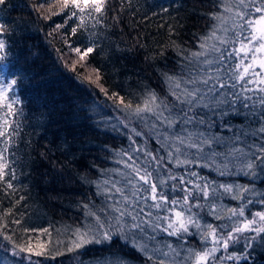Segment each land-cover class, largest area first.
Segmentation results:
<instances>
[{
    "label": "trees",
    "instance_id": "1",
    "mask_svg": "<svg viewBox=\"0 0 264 264\" xmlns=\"http://www.w3.org/2000/svg\"><path fill=\"white\" fill-rule=\"evenodd\" d=\"M223 3L107 0L99 15L100 23L94 19L96 13L89 15L90 9L81 13L71 4L64 7L62 0H5L0 5V24L5 26L0 34L5 43V52L0 54L5 60L0 68L5 71L0 75L9 82L17 80L15 91L9 95L18 98L15 117H7L16 131L6 154L8 168L0 181V264H192L195 253L213 247L211 239L203 235L209 225L226 236L264 210V165L256 162L251 171L244 167L251 156L248 149L264 143V134L259 131L264 127V107L258 99L247 101L250 108L242 107V100L230 107L232 93L241 92L240 85L217 90L227 103L216 106L213 101L210 107L197 108L195 127L176 124V134L191 129L220 138L212 148L217 153L214 159L208 156L207 148L204 153L182 149L192 163L179 167L174 166L175 161L168 163L167 149L158 135L159 125L157 129L152 127L158 124L155 117L140 118L125 108L131 104L134 109L148 93L155 92L170 107L175 105L174 112L180 111L182 105L169 94L167 77L187 78L198 70L188 57L200 51L201 40L219 23L213 16L229 15L223 13ZM77 47L81 52L87 47L94 51L81 61L73 51ZM217 47L225 51L226 62L213 68L220 67L225 82L231 85L229 73L237 61L235 56L228 58L227 52L233 43L230 40ZM218 55L210 53L209 58ZM93 70H99L97 83L85 79L89 71L95 74ZM247 87L255 89L258 85ZM112 93L123 97L124 104ZM247 95L258 98L264 94L253 91ZM4 109L0 107V112ZM201 119L203 124L198 122ZM3 146L0 140V148ZM232 148L244 151L227 155ZM145 149L163 157L159 167L151 164V170L158 185L166 180L158 192L169 200L162 209H156L149 199L146 211L160 218L154 222L167 227V220L162 218L170 215L172 200L179 202L176 210L189 207L183 204L184 188L188 187L192 193L190 204L200 205L191 209L200 228L189 225L187 233L178 235L148 228L147 232L132 235L113 227L110 240H104L101 232L102 242L75 247V230L95 225V220L85 215V205L102 220H110L104 212L108 199L97 185L103 186L107 180L127 186L125 174H130V169L125 164L132 163L128 157L147 167ZM191 172L197 176L188 175ZM169 173L200 185L207 183L210 198L205 200L192 183L183 185L168 179ZM9 182L12 188L7 187ZM221 185L231 186L234 191L226 193ZM241 207L243 217L227 211L239 212ZM16 220L20 223H13ZM134 240L146 245L147 251L134 247ZM29 242L33 253L38 244H44L42 254L19 250L27 249ZM227 250L246 255L232 264H264V233L253 241L246 237L230 242ZM224 252L222 246H217L211 259L220 258Z\"/></svg>",
    "mask_w": 264,
    "mask_h": 264
},
{
    "label": "snow or ice",
    "instance_id": "2",
    "mask_svg": "<svg viewBox=\"0 0 264 264\" xmlns=\"http://www.w3.org/2000/svg\"><path fill=\"white\" fill-rule=\"evenodd\" d=\"M106 2L107 0H62L64 7H68L71 4L72 7L78 9L81 13H84L85 9H90L89 15H91V12L96 13L97 16L94 17L96 23L101 22L99 15L104 12ZM4 3L5 0H0V5ZM42 6L40 5V7ZM222 11L229 15L217 14L213 16V19L219 23L213 26L212 31L201 40L198 45L200 51L193 52L188 57L189 62L194 64L198 70L190 74L187 78L177 79L173 76L167 77L169 94L174 98L176 103L182 105L179 112H174L175 105L170 107L155 92L148 93L143 103L137 105L134 109L131 104L125 105V108L133 112L137 117L144 118V115L155 117L158 124L153 123L152 127L157 129L159 125L158 135L161 137L167 149L168 163L175 161L174 166L176 167L192 163L187 158V153L182 151V149H195L198 153H204L205 148H207L209 149V157L214 159L217 155V153L212 151V148L214 144L220 143L219 137L206 135L203 132H194L191 129H186L184 134H176L173 132V129L178 122H182L186 126L192 125L195 127V123L197 122V113L195 110L199 107H210L213 101H215L216 106H219L221 103H227L228 101L224 98L223 93L217 94L218 89L230 86L235 88L236 85L241 86V92L232 93L234 99L230 107H236V103L242 100L241 106L250 108L252 105L247 101H255L256 99L264 107V95L258 98L247 95V93L253 91L264 94V0H224ZM81 20H83V16ZM229 23L231 27L226 26ZM57 27L61 26L58 25ZM4 29V24H0V34H3ZM72 31L75 34L76 28H73ZM221 32L224 35H219ZM230 40L233 43V47L231 51L227 52V57L231 58L235 56L237 61L235 68L229 73V79L233 81L231 85L225 82L220 67L213 68L214 64L223 65L226 62L225 51L221 47H217V44L227 45ZM237 42L239 46H236ZM73 51L83 61L85 57L94 51V48L87 47L81 52V49L77 47ZM4 52L5 43L3 40H0V54ZM210 53H219V55L209 58ZM4 60L5 57L0 55V63ZM241 68L243 69L242 71ZM257 68L259 71H256ZM72 70H75V63L72 65ZM4 71L5 69L0 68V74ZM93 71L95 72V80L91 78V75L85 79L90 83H97L100 80L99 70ZM250 73L251 75H249ZM252 84H256L258 87L255 89L247 87V85ZM16 85V79H12L9 82L0 75V107H6L7 109V115L0 117V140H2L4 145L0 148V181L4 180L6 169L8 168L6 154L10 151L11 137L16 131V129L11 127V122L7 118L15 117L14 105L18 103V98H14L9 93L15 91ZM100 90L107 95V91L103 87ZM241 93L244 95L242 96ZM112 96L117 97L119 102L124 104L123 97H119L118 93H112ZM181 113H183V116H181ZM198 122L200 124L204 123L202 119ZM259 131L264 134V127H261ZM137 134L139 135V133ZM136 151H140V149L137 148ZM243 151L242 148H232L227 155L236 156L237 153H242ZM248 151L251 153V156L247 158L244 167L251 171L256 167V162L264 165V143L258 146L253 145ZM182 156L184 157L183 159H181ZM144 157L148 158L147 167L142 164L138 165L133 157H128L132 163L125 164V167L130 169V174H125L127 186L119 182H109L107 180L104 181L103 186L97 185L98 189L108 199V205L104 209V212L106 216L110 217V220H102L97 212L92 210L88 205H85V215L95 220V225L86 224L83 228H77L75 230V247H81L90 242H102L99 238L101 232L104 240H110L112 236L111 229L113 227L122 234L127 232L132 235H135L136 232H147L148 228H160L162 231H167L169 235H178L180 232L187 233L189 225L200 228L198 219L191 214L192 207H199L200 205L198 203L195 205L190 204L192 193L188 187L184 188L185 195L183 197V204L189 205V207L187 209L182 208L181 210H176L179 202L172 200L171 204L173 207L169 210L170 215L162 218L167 220V227H162L158 222H154V219L158 221L160 218H154L152 212L146 211L147 201L151 199L152 206L156 209H162L169 202L163 193L158 192V187L166 183V180H160V185H158L154 172L151 170V164L155 163L159 167L163 157H158L146 149L144 150ZM197 166L207 165L197 164ZM224 167H227V165L225 164ZM221 174L224 173L221 172ZM245 174L248 173L246 172ZM188 175L195 177L197 173L191 172ZM13 178H15L14 172ZM167 178L179 180V183L183 185L192 183L202 192L205 200L210 198L209 185L207 183L200 185L195 181L185 180L183 176L178 177L171 173H169ZM7 187L12 188L13 185L9 182L7 183ZM221 188L226 193L234 191L231 186L227 185H221ZM212 211L215 213V206H213ZM227 211L233 216H244L243 207L240 208L239 212L236 209H228ZM256 216L261 223L258 224L255 218L245 220L241 225L229 231L226 236L219 235L209 225L207 231L203 232V235L206 240L211 239L213 247L195 253V264H208L211 258H215L217 246H222L224 250H227L229 243L237 240V234L244 233L245 231H252L257 235L264 233V214L256 213ZM13 223L19 224L20 221L16 220ZM105 224H107V227H105ZM26 231L29 230L26 229ZM4 238L10 239L8 236ZM133 246L137 247L140 251H147L146 245L135 240L133 241ZM247 246L250 247L251 244ZM37 247L38 250L33 253V246L29 242L27 249L20 247L19 250L39 256L44 250V244H38ZM241 258L243 257H226L229 260H239Z\"/></svg>",
    "mask_w": 264,
    "mask_h": 264
},
{
    "label": "rangeland",
    "instance_id": "3",
    "mask_svg": "<svg viewBox=\"0 0 264 264\" xmlns=\"http://www.w3.org/2000/svg\"><path fill=\"white\" fill-rule=\"evenodd\" d=\"M90 75H91V78H92L93 80H95V74H93L91 71H89V73H87L86 76L88 77V76H90ZM96 85H97V84H96ZM0 115H1V114H0ZM260 213L264 214V210H262ZM253 218L256 219V221H257L258 224L261 223V222L259 221V218H258L256 215H254L252 218H249V219H246V220H251V219H253ZM258 236H259V235H257L255 232H252V231H245L244 233L237 234V240L234 241V242H238L239 240H242V239H244V238H246V237H247V238H250V241H253V240H255ZM227 256H233V257L240 256V257H243V258H241V259H239V260H242V259L246 258V255H245L244 253H243V254H236V252L233 251V250H230V251L225 250V252L223 253V255H222L220 258H218V259H216V260L211 259V260L208 261V264H232V263H234V262H236V261H239V260H237V259H232V260L226 259ZM192 264H195V258L193 259Z\"/></svg>",
    "mask_w": 264,
    "mask_h": 264
}]
</instances>
